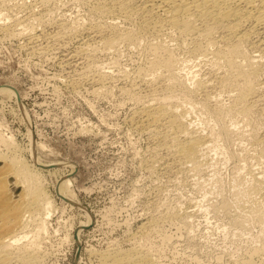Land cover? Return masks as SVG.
Segmentation results:
<instances>
[{"label": "rangeland", "instance_id": "obj_1", "mask_svg": "<svg viewBox=\"0 0 264 264\" xmlns=\"http://www.w3.org/2000/svg\"><path fill=\"white\" fill-rule=\"evenodd\" d=\"M36 1L5 0L3 5L0 2V86H14L24 107L23 112L20 105L21 110L17 109L13 97L0 95V131L6 137L13 138L25 159L31 158L33 161L36 157L33 158L27 150L29 130L34 143L37 140L45 145L41 153L47 158V164H51L41 171L42 182L52 194L53 214L47 219V230L38 239L41 247L39 255L41 254L42 258L39 256L40 263L97 264L101 250H129L130 247L134 249L138 246L135 249L142 248L143 252L149 251L147 254L154 256L151 259L155 264H264V253L261 252L264 250L257 249V246L264 244V225L254 220L250 216L252 212L249 211V192L255 182L254 178L264 175V157L260 154L264 144L256 142L257 145L253 140L251 142L250 130H247L250 128L244 126V122L238 120V117L236 122L234 117L233 120L231 117L225 118V124L231 125L229 127L235 130V133L231 131L234 135L229 133L224 138L226 133H222L217 118L207 109L200 108L202 103L199 105L198 101L204 97L205 91L203 93L199 90L200 93L197 92L199 94L193 98L197 101L194 104L197 107L191 108V102L185 104L188 106L187 114L203 134L211 136L210 143H213L210 146L213 147L209 146L204 150L206 153L200 156L202 161L199 169H194L191 163L183 166L174 161L172 153L162 143V139L157 137L159 135L136 124L140 121L135 114L142 107V103L150 100L149 96H152L151 83L143 84L140 80L143 79L141 72L149 66V57L152 56L147 46L157 39L156 35L145 37L146 40L140 42L145 46L139 43L134 44L136 46L121 44L119 50L110 53L97 52L92 58L94 60L89 57L87 61L78 51L83 40L81 35L78 36L79 39L76 37L77 39L66 38L69 41H54L52 35L60 26V22L70 25L73 22L72 25H77V29H80L81 26L92 23L113 24L115 20L121 27H131L132 24L137 25V20L122 21L112 14L101 15L90 6L91 0ZM41 10L45 11L44 14ZM38 14L42 19L37 17ZM31 17L39 19L34 20ZM25 20L28 22L26 24L36 22L40 25V28H36L39 37L33 38L34 41L27 40L28 30L20 35L11 33L10 29L18 27L16 22L25 25ZM22 24L19 25L22 27ZM20 26L18 28H21ZM58 30L60 31L61 27ZM175 38H167L164 43L180 54L181 59H187L185 62L189 61L186 62L188 66H185L184 70L187 73L189 70L197 71V76H204L209 70V62L193 56L190 44L185 46L178 42L180 40L177 38L175 43ZM168 41L172 43L168 44ZM44 45L48 47L45 48ZM248 47V53L258 55L257 50ZM41 48L42 51L45 50L41 52ZM259 54L260 58L264 56V53ZM261 60V66H264V57ZM96 66L98 67L94 68ZM262 68L261 78L264 79V67ZM184 70L183 77L191 80L188 77L191 74L187 75ZM100 72L104 73L102 84L98 83L100 80L92 78ZM80 75L82 76L78 79ZM131 83L136 84L133 86ZM181 93L179 95L183 96L184 93ZM220 95L219 100L229 104L230 95L225 91ZM214 98L211 102H215ZM255 109L253 119L257 116L256 121L264 124V111L256 107ZM232 123L236 128H241L234 129ZM212 130L218 134L221 132L224 137ZM229 136H232L231 139ZM72 166L74 167L71 168ZM56 167L60 169L48 171ZM250 169L253 170L252 173L255 172L251 174ZM197 170L198 172H194ZM65 176L71 180V186L78 199L76 202L65 198L57 190ZM262 203L264 207V200ZM149 219H155L157 224L151 220L153 225ZM85 220L87 225L80 227V223ZM143 222L149 223L142 226ZM32 231L35 232L32 229L31 235L23 237L25 240L22 239V242L27 243L30 236L34 238Z\"/></svg>", "mask_w": 264, "mask_h": 264}, {"label": "bare ground", "instance_id": "obj_2", "mask_svg": "<svg viewBox=\"0 0 264 264\" xmlns=\"http://www.w3.org/2000/svg\"><path fill=\"white\" fill-rule=\"evenodd\" d=\"M84 1H87V0H84ZM91 1H92L91 5L90 3H88L89 1L87 3L91 7H93L94 10H96L97 12H100L101 15L103 13L112 14V16L122 19V21L137 20L136 21L137 25L132 26L134 25L132 24L131 27H123V26L121 27L119 24L115 23L116 21L115 20L113 24L104 25L105 23H103V25L102 24L99 25L98 23V25H92L93 24L92 23L91 25L81 26L82 29L81 28L77 29V25L76 26L72 25L73 22L71 25L60 22L59 27H61V30L59 31L58 30L59 27H58V29H56L58 31L54 30V32L55 31L56 32L55 33L53 32V35H52L54 41L64 40V39L66 40V38L77 39L76 37L78 36L80 37L81 35L82 37L80 38L83 40L80 43V47L78 51L81 52V54H83V58H86L87 60V58L89 59V57L91 59L94 58V55H96L97 52H102V53L109 52L110 53V51L112 52L113 50H117L121 44H124V45L131 44L133 46H136L134 44L139 43L141 45H144L142 44L143 43L142 40L145 39V37H148V36L150 37V35L151 36L156 35L157 37L156 40L151 41L149 44L146 41L148 44L147 49L152 54V56L149 57L151 58L149 59L150 60L149 66L146 69H144V71L141 72L143 76L141 77L143 79L140 80V82H142L143 84L144 82L149 83V84L151 83L152 86L151 85L150 86L152 87V90H151L152 96H149L151 99L150 100L148 99V101H145L146 103L143 102L144 105L142 103L141 105L142 107L137 111V114H135L139 117L138 119L140 121L138 122L136 120L138 123L136 122L135 123L141 125L142 128H145L148 131H152L156 133L157 135H159L160 137L155 134L158 138L162 139L161 140L163 141L162 143L165 144V147L170 151V153H172L171 157L174 159V161H177L183 166L185 164L191 163L194 169H199L201 166V161H202L201 159H199L201 158L200 156H203L202 154L206 153L204 152V150L206 151V149L210 146V144L213 143L212 140H211L212 143H210V139L212 138L209 139V137L211 136L203 134V132H201L200 129H198L193 124L194 122L192 123V121L190 120L191 118H189L187 114L188 106H186L185 104L190 103V102L193 105L196 104L197 101L195 102L193 98L195 97L194 95H196L197 92H199V90L202 92L205 91L204 97L200 98L201 99L200 102L198 101L199 105L200 103H202L201 104L202 107L200 108H205L209 112H211L215 116V118H217L218 121L217 120L216 121L218 122V125L220 124L219 126L221 127V131H223L222 133H226V134L224 135L225 136L224 137L221 134V132H219L221 134L220 135L218 134L217 131L215 130H212V131H215L219 136L226 138V135H229V133L232 134L235 130L233 129L231 130L230 128L231 125H229L230 126L229 127L228 125L225 124L226 122L224 121L225 118L231 117V119L233 120L232 117H234V121L236 122L237 120L236 117H238L239 118L238 120H241L244 122L243 123L244 126L247 125L250 128V129H247L248 128L247 127L246 129L248 131L250 130L249 135L252 138L251 142L253 140V142L255 143L257 142L259 144L261 143L264 144V124H260L259 121H258L259 123L256 121L257 116L255 120L253 119L255 117V113H254L256 111L255 107L259 108L261 111H264V79L261 78V73L263 71L262 67H264V66H261V62H262L261 58H263L264 56L260 58L261 55L259 54V53L261 54L264 53L263 52L264 50V0H91ZM4 2H2V5ZM24 5L26 6V4ZM91 7L90 9H92ZM47 10L48 12H50L49 7ZM6 12L8 11L6 10ZM35 12H33V14ZM87 12L88 11H86V13ZM41 15L38 14V16L37 15L36 16L41 18L40 17ZM92 15L94 14L92 13ZM26 16H23V17H26ZM17 18L15 17V19ZM81 18H83V16H81ZM20 19H22V17H20ZM74 20L77 21L76 18H74ZM19 21L16 22L15 24V25H18V27L20 26L19 24H22V22L19 23ZM23 22L25 23V25L22 24L23 26L22 27L20 26L21 28H18L16 26V28L10 29L11 33H14V34L16 33L15 35H18V34L20 35L22 33H26L29 31L28 32L29 36H27L28 38L26 37L27 40H29V42L31 39L35 37L36 38L39 37V33H37L38 30L36 29L38 26H40L39 24L37 25L36 22L34 21L35 22L34 24L37 25L35 27V25L30 21H29L30 22L29 24H26L28 23L26 22V20ZM64 22H67V20L66 21L64 20ZM47 23L49 22L47 21ZM57 24L56 26H58ZM4 26H9V25L4 24ZM49 36L51 35L49 34ZM166 37L170 39L176 37L177 39L180 40L178 42L182 43L185 46L190 44V47H191L190 51L193 56H197L198 58L205 59V61L207 60V62H209L210 67H209L208 72L202 77L197 76L198 75L197 71L195 72V71L189 70L187 73L186 70L184 69H185V66H188L186 62H189V61L185 62V60H187L185 59L186 56L184 58L185 60H183V57L181 59L179 57L180 54L178 55L170 46L165 44L167 42ZM152 38H154V36ZM176 38H175V43H176ZM141 41L142 43H140ZM60 43L62 44V41ZM169 43H172V41H168V44ZM177 45L179 46L178 43ZM248 46H250L253 50H257L259 52L258 55H251V53H248V50H247ZM47 47L45 46V48ZM250 47L248 48L250 49ZM43 51L41 48V52ZM250 51L252 52V50ZM90 67L92 68L93 66L90 65ZM97 67L98 66L94 68H97ZM183 70L187 73V75L191 74V76H188V77L192 81L183 77L185 75L183 74L184 73ZM139 71L140 69L138 70V75H139ZM89 72H87V74ZM101 72L98 73L96 77H92L93 79L95 78V80H100V82L98 81V83H101V79L104 78L103 76L104 73H101ZM93 74H95V72ZM81 76L82 75H80L78 79H80ZM84 76L85 75H83V77ZM107 76H108V73H107ZM62 77L64 78V76ZM107 78L105 79L107 80ZM135 84L136 83L132 85L134 86ZM211 88H214V89H211ZM89 90L91 89L89 88ZM131 91H134V90H131ZM224 91L225 93L227 92L231 97L230 98L231 101L229 102V104L227 103L224 104L222 100L220 101L218 98L219 95ZM77 92L79 91L77 90ZM181 92L184 93L183 96L179 95V93ZM3 94L8 95L9 97H13L15 99V102L17 103V109H19V104L17 101L18 91L14 86H0V95H3ZM213 98L215 99V102L212 101L214 103L211 102ZM193 105H191V108L193 107L194 109L197 107L196 105L194 106ZM205 109H202V111H204ZM207 110L205 111L207 112ZM260 110L259 112H261ZM259 114L261 115V113ZM22 115L25 119V116L23 113ZM217 122H215V124ZM229 123H231V121H229ZM232 125L234 129L236 130L237 128H241V127L236 128L234 126V123H232ZM237 125H238V121H237ZM218 128H214V129H218ZM243 128L244 127H242V129ZM242 129H240V133H242L241 132ZM236 132H239V131H236ZM216 133L213 132V134H216ZM217 134H216V137H217ZM27 135L30 138L28 139V142H27V150L29 154H32L33 158L36 157L34 158L33 161L31 158L30 160H27V158L25 159L20 153L21 150H19V145L15 143L13 138L10 136L6 137L0 131V264H41L40 263L41 260L39 259V256L41 255V254L39 255L40 253L39 248L41 247L39 246L40 242L38 239H40V236L43 235V233L47 230L48 228L47 219L53 214L52 213L53 211L52 194L47 190L48 188L46 189V187L44 186V182H42V179H41L42 178L41 171L45 169L46 165H51L49 163L47 164L48 161L45 160L47 158H44L43 154L41 153L42 150L45 148V145L40 143V141H37V140L34 143L31 139L32 135L29 130H27ZM231 137L229 136L228 138L231 139ZM211 146L213 147V145ZM260 151H261L260 153L261 157H264V147ZM172 158L171 159L168 158V159L172 160ZM174 161H171V162H174ZM57 162H62V161H57ZM181 165H180V168H181ZM73 167L74 166H72L71 168ZM165 167L168 168L167 166ZM180 168L179 170H181ZM58 169L60 168L56 167L54 169H48V171L53 172V171H57ZM252 171H251V174L255 172L254 171L252 173ZM194 172H198V170ZM254 179H255V182H254ZM254 179H252L254 182V184L252 183L253 187L251 185L252 188L250 189V192H249V197H250L249 201H251V205H250L251 210L249 211L252 212L250 216L254 220L258 221V223H261L264 225V209H263L264 207L262 205L263 204L262 200H264V175L263 176L258 175ZM61 180L62 181L59 187H57L58 192L65 198H68L76 202L78 199L76 198L77 196L74 193L73 188L71 186L70 178L65 176ZM71 206L73 205L71 204ZM171 213L172 212H170V214ZM84 214L86 215L87 213H84ZM157 218L158 217H156V219ZM87 221L86 220L82 221L79 226L82 227L83 225H87L86 224ZM155 221L154 223L157 224ZM148 223L149 222H146L144 223V225L142 224V226H146ZM150 223H152V221ZM237 223H239V221H237ZM30 226H32L33 228L31 227L30 229ZM32 229L35 230V232L32 231L34 233L33 234L34 238L32 239V237L30 236L32 240L29 237L30 239V241L28 239L29 242L27 240H26L27 243L22 242V239L25 240V238L23 237L27 238L28 237L27 234L31 235ZM29 230H30V233H28ZM136 247L138 248V246ZM136 247H134V249H131L130 247V249L128 248L129 250L127 249L119 250L120 248H117V249L111 248V250L106 249V251L101 250L102 252L100 251L101 253H99L100 258H98L100 259V261L97 264H155L156 263L155 261L154 263L152 260L153 259L152 257L154 256H152L150 253L149 254L151 256L147 254L149 251L145 253L146 251L143 252L141 250L142 248L138 250V249H135ZM257 247H259L257 248L258 251L264 250V244H262L261 247L260 246H257ZM261 252L264 253V251H261Z\"/></svg>", "mask_w": 264, "mask_h": 264}, {"label": "water", "instance_id": "obj_3", "mask_svg": "<svg viewBox=\"0 0 264 264\" xmlns=\"http://www.w3.org/2000/svg\"><path fill=\"white\" fill-rule=\"evenodd\" d=\"M18 103H19V105H20V108L23 110V112H24V107H23V104L21 103V101H20V98H19V95H18ZM32 138H33V135H32ZM34 139V138H33ZM52 166H57V165H52Z\"/></svg>", "mask_w": 264, "mask_h": 264}]
</instances>
